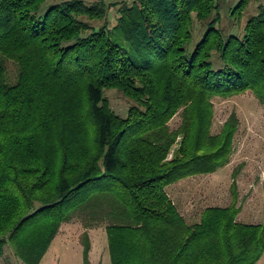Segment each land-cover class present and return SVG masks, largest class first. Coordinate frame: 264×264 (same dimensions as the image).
<instances>
[{
	"label": "trees",
	"instance_id": "trees-1",
	"mask_svg": "<svg viewBox=\"0 0 264 264\" xmlns=\"http://www.w3.org/2000/svg\"><path fill=\"white\" fill-rule=\"evenodd\" d=\"M219 1L0 0V55L18 65L9 84L0 63V258L9 245L40 264L61 226L82 218L106 223L111 264L258 263L264 222L237 220L234 185L230 205L193 224L166 192L228 163L238 122L212 133L215 97L264 104V9L226 34ZM195 21L205 29L193 45ZM105 89L132 102L126 116Z\"/></svg>",
	"mask_w": 264,
	"mask_h": 264
},
{
	"label": "rangeland",
	"instance_id": "rangeland-1",
	"mask_svg": "<svg viewBox=\"0 0 264 264\" xmlns=\"http://www.w3.org/2000/svg\"><path fill=\"white\" fill-rule=\"evenodd\" d=\"M59 1V0H58ZM91 4L97 0H83ZM106 3H131L134 0H104ZM239 0H220L221 22L217 27L226 34L242 35L246 20L264 9V0H250L240 19L232 17V8ZM114 10V9H113ZM111 25L116 15L110 14ZM194 45L202 36L205 25L194 22ZM99 26L101 22H91ZM5 67L6 80L15 84L18 80V65L0 55ZM104 96L112 110L124 117L132 102L117 89H105ZM214 117L212 133L221 131L223 124L235 114L238 125L233 139L228 163L209 175H198L183 179L166 188V192L179 212L191 222H199L202 211L209 206L226 207L233 202L232 185L237 191L240 212L237 220L245 224L264 222V104L251 92L232 97H215L212 100ZM181 121L177 115L170 122L176 128ZM177 147H173V150ZM172 154V152H171ZM171 154L168 158H171ZM190 215V217H188ZM106 223L88 225L82 218H74L61 226L40 264H85L83 255L88 247L87 264H111ZM0 264H24L19 261L9 245L0 258ZM257 264H264V254Z\"/></svg>",
	"mask_w": 264,
	"mask_h": 264
},
{
	"label": "crops",
	"instance_id": "crops-1",
	"mask_svg": "<svg viewBox=\"0 0 264 264\" xmlns=\"http://www.w3.org/2000/svg\"><path fill=\"white\" fill-rule=\"evenodd\" d=\"M181 213V212H180ZM181 215H182V217L184 218V220L188 223V224H190V220L184 215V214H182L181 213ZM188 217H190V215L188 216ZM200 218V217H199ZM259 262V261H258Z\"/></svg>",
	"mask_w": 264,
	"mask_h": 264
}]
</instances>
